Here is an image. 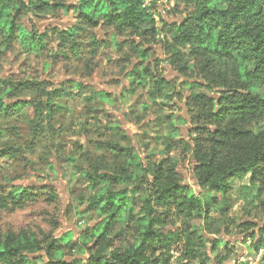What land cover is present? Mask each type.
Segmentation results:
<instances>
[{
	"label": "trees",
	"instance_id": "1",
	"mask_svg": "<svg viewBox=\"0 0 264 264\" xmlns=\"http://www.w3.org/2000/svg\"><path fill=\"white\" fill-rule=\"evenodd\" d=\"M181 1L193 7L190 15L181 22L159 25L143 0H78L70 5L54 0H0V36L6 44L19 39L40 54L56 44L51 54L54 61L81 59L86 53L94 58L100 47L107 44L105 39H100L98 31L109 29L116 35L113 41L119 47L122 42L118 36L128 34L130 47L146 61L153 43L162 41L171 55V63L180 71L201 76L205 82L197 78V85L211 90L219 88L222 93L218 97L193 93L188 102L197 110L193 116L192 133L196 136L192 139V152L193 172L200 193L184 184L174 162L162 161L146 169L142 158L131 149L118 143L101 142L100 150L126 155L127 162L122 175L103 173L92 179L97 192L87 200L86 210L94 211L100 220L80 235L79 249L86 256L65 259L62 246L68 244L72 248L68 242L74 234L52 237L43 243L25 231H8L0 232V264H172L171 250L180 242V256L175 264H222L228 258L210 255L206 243L210 242L215 252L220 249L221 241L210 240L198 227L201 223H210L214 208L222 216L228 214L233 206L227 199L232 179L249 175L250 189L259 181L264 186V133L250 128V123L264 116V96L255 91L257 81H264V0ZM48 9L73 10L75 21L65 28L50 26L44 31L38 28L35 31L24 22L17 24V18L25 10L37 13ZM161 31L169 32L170 38L159 39ZM179 46L189 49L188 55L194 63L180 64L183 59L181 51L176 49ZM221 60L237 65L236 80L221 72L210 77L216 71L215 63ZM150 66L145 63L129 75L133 78L137 75L144 82L150 76L151 98L167 94L169 80L153 73ZM73 81L74 86H81L80 82ZM29 90L44 92L49 100L53 95L71 96L65 90L46 91L39 81L3 79L0 80V116L17 115L28 102L14 98ZM101 95L107 97L106 92ZM41 107V103L36 107L39 118H42ZM46 109L51 119L55 105L48 102ZM1 152L3 156L10 154L9 150ZM102 179L109 184L98 187ZM129 180L138 183L131 189L110 187V184H128ZM41 189L47 192L52 188ZM205 192L211 194L206 197ZM37 197L33 187L13 186L9 193L0 194V208H20ZM177 222L181 224L179 227L167 229ZM118 225L123 227V236L133 239L126 246L117 245L119 239L110 236ZM255 225L244 222L239 227L248 232L252 247L258 250L264 247V227L251 231ZM227 249H230L228 245ZM42 250L46 259L35 255Z\"/></svg>",
	"mask_w": 264,
	"mask_h": 264
},
{
	"label": "rangeland",
	"instance_id": "2",
	"mask_svg": "<svg viewBox=\"0 0 264 264\" xmlns=\"http://www.w3.org/2000/svg\"><path fill=\"white\" fill-rule=\"evenodd\" d=\"M54 1L70 5L78 0ZM152 6L159 25L181 22L193 11V7L181 0H158ZM74 21L73 10L60 9L37 13L25 10L17 18L18 25L24 22L35 31H44L50 26L65 28ZM98 33L107 44L100 47L96 57L90 58L86 53L81 59L60 61L51 57L56 44L40 54L31 51L22 40L6 44L0 36V80L39 81L46 91L71 93V96L53 95L49 100L44 92L24 91L14 98L28 102L23 109L14 116H0V194L9 193L13 186L33 187L38 193L35 201H29L23 207L0 208V232L25 231L43 243L52 237L74 234L68 242L73 247L68 244L62 246L68 260L86 256L87 253L79 249L80 235L90 231L100 220L94 211L86 210L87 200L97 192L92 179L103 173L122 175L127 162L126 155L100 150L99 143H118L131 149L142 158L146 169H152L162 161L174 162L184 184L200 193L193 172L192 152V139L196 136L192 133L195 125L193 116L197 110L188 102L193 93L222 95L219 88L211 90L197 85V78L205 82L201 76L182 72L172 64L171 55L162 41L153 43L150 57L143 61L130 47L132 43L128 34L118 36L122 42L119 47L113 41L116 35L111 30L101 29ZM163 37L170 38L169 32L161 31L159 39ZM176 49L182 53L183 62L180 64L188 66L194 63L188 55V48L179 46ZM145 63L151 64L153 73L167 77L170 82L167 94L151 98L150 76L144 82L137 75L134 78L129 75L134 68L140 70ZM215 64L216 71L210 77L221 72L227 73L229 79H237L235 63L221 60ZM73 80L80 82L81 86H74ZM255 91L264 96L263 80L257 81ZM102 92H106L107 97H102ZM48 102L55 105L51 119L46 111ZM39 103L43 106L40 110L42 118L36 111ZM250 128L264 133V116L250 123ZM6 150L10 154L3 156L1 151ZM136 183L138 181L129 180L128 184L116 183L110 187L112 190L131 189ZM106 184L109 182L102 179L98 187ZM261 185L259 181L250 189L249 175L232 179L227 199L233 206L228 214L222 216L214 208L210 223L200 224L198 229L204 236L210 240L218 239L230 248L212 252V244L207 242L211 256L226 255L228 258L224 263H227L241 244L250 245L248 232H243L240 223L256 224L255 230L251 231L264 227V186ZM43 186L52 189L42 191ZM205 193L206 197L211 194ZM180 225L179 222L173 226L170 224L167 229ZM122 229L121 225L116 226L110 236L119 239L117 245L126 246L133 239L123 236ZM181 245L182 242L174 247L180 251ZM35 255L46 259L44 250ZM261 264H264V259Z\"/></svg>",
	"mask_w": 264,
	"mask_h": 264
},
{
	"label": "built area",
	"instance_id": "3",
	"mask_svg": "<svg viewBox=\"0 0 264 264\" xmlns=\"http://www.w3.org/2000/svg\"><path fill=\"white\" fill-rule=\"evenodd\" d=\"M157 1L158 0H143L144 5L148 7L150 13L153 14V17L156 19V21H158V17L155 14V9L152 5H155ZM160 1L164 2L165 0H160ZM255 251L256 252L254 256L242 255L239 257H233L231 259L230 264H261V261L264 259V247H260L258 250ZM171 255H172L171 263L175 264L176 260L180 256V251L173 248L171 250Z\"/></svg>",
	"mask_w": 264,
	"mask_h": 264
},
{
	"label": "crops",
	"instance_id": "4",
	"mask_svg": "<svg viewBox=\"0 0 264 264\" xmlns=\"http://www.w3.org/2000/svg\"><path fill=\"white\" fill-rule=\"evenodd\" d=\"M232 181V180H231ZM248 243L250 244V245H247V244H241L240 246H239V248L237 249V252H232V255L229 257V262H227V263H222V264H230L231 263V259L233 258V257H239V256H242V255H246V256H254V254H255V250H254V248L252 247V244H251V238L250 237H248ZM220 249L221 250H224V251H226V249H227V245L226 244H222V242H221V246H220ZM220 249H218V250H220ZM228 250V249H227Z\"/></svg>",
	"mask_w": 264,
	"mask_h": 264
}]
</instances>
